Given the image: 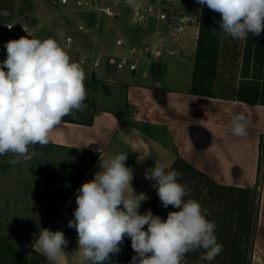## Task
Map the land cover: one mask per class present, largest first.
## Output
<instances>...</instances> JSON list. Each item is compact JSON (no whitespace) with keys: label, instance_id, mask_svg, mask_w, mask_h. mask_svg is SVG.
Wrapping results in <instances>:
<instances>
[{"label":"clouds","instance_id":"clouds-1","mask_svg":"<svg viewBox=\"0 0 264 264\" xmlns=\"http://www.w3.org/2000/svg\"><path fill=\"white\" fill-rule=\"evenodd\" d=\"M137 9L142 0H125ZM219 13L220 36L246 41L250 34L264 33V0H196ZM0 15H9L4 10ZM58 34L62 36V33ZM6 59L0 62V156L10 154L12 165L28 162L35 155L30 148L50 142L51 132L63 118L83 112L88 90L87 75L58 39H11L4 45ZM250 121L244 112L231 116V132L244 137ZM127 153L101 158L100 171L76 190L74 218L68 227L77 233L78 253L90 264H110V254L121 251L124 238L131 239L130 264H187L188 254L202 250L197 264H211L222 251L216 236V222L207 210L190 197V189L179 182L181 174L166 163L145 171L164 208L172 206L167 218L151 209L139 212L144 199L131 187L133 170L126 166ZM130 188L132 196H126ZM146 226V230H145ZM68 240L62 231L41 229L34 250L49 264H60Z\"/></svg>","mask_w":264,"mask_h":264},{"label":"crops","instance_id":"crops-1","mask_svg":"<svg viewBox=\"0 0 264 264\" xmlns=\"http://www.w3.org/2000/svg\"><path fill=\"white\" fill-rule=\"evenodd\" d=\"M196 3L189 9L202 14L203 6L200 5L197 9ZM117 12L118 16L112 19L117 29L115 40L103 41L100 21V29L86 35L79 32L76 35V26L73 27L74 31L71 32L74 34L69 33L65 37L62 47L65 48L68 36L74 37L80 48L95 46L104 51L113 50L118 38L123 39L124 49L147 42L159 48L166 47L169 30H166L164 23L150 21L139 28L134 26L128 6L118 7ZM77 22L78 17H75V23ZM130 34L134 36L131 37ZM199 35L200 24L181 35L177 41L170 40L168 48L176 51L174 55H166L157 62H147L145 59L140 62L148 66L166 64L169 57H172L173 66L177 63V66L190 67L191 75L187 77L181 76V70L173 69L177 74L176 79L181 80V83L175 81L173 85L164 87L157 74H150L147 69L139 72L138 68L136 72H129L127 75L108 73L102 67L96 72L95 80H85L88 83L99 82L98 90L94 93L95 108L89 118L93 122L87 124L89 120L77 123L62 121L51 132L50 142L44 147L81 156L87 164L84 169H88L77 186L74 187V182L80 176L73 181L59 205L61 209L43 228L62 231L68 240L60 264H90V261L84 260L78 253L77 233L74 228L68 227V221L74 218L77 207L76 190L100 171L101 158L127 153L126 166L131 167L134 174L131 187L135 195H140L137 198H146L142 201L139 212L156 191L153 187L156 182L145 179V171L155 167V163H166L172 169L180 158L217 185L242 189L257 187L261 144L264 141V106L192 94L195 58L191 61L185 59L186 53H192L190 51H185L180 57V49L190 47L193 49V57H196ZM81 39L84 43L80 42ZM138 42L141 44L138 45ZM67 51L78 62V52ZM82 68L89 75V69ZM102 102L110 103L112 107L103 106ZM235 112H244L250 121L248 133L244 137L234 136L231 132L230 119ZM94 154L99 156L92 161ZM259 190L261 194L255 218L252 264H264V172ZM125 195L132 196V190L126 189Z\"/></svg>","mask_w":264,"mask_h":264},{"label":"rangeland","instance_id":"rangeland-1","mask_svg":"<svg viewBox=\"0 0 264 264\" xmlns=\"http://www.w3.org/2000/svg\"><path fill=\"white\" fill-rule=\"evenodd\" d=\"M193 4L190 3L187 6L191 7ZM183 5L185 4L178 3V6ZM196 6L197 9L200 8V4L196 3ZM4 10H7L9 15H0V56L7 55L4 48L7 41L26 36L21 33L23 27H26L29 31L33 30L34 34L29 36L30 38L46 39L55 37L63 46L65 37L69 33H73L71 32L74 31L73 27L80 20H89V17L86 16L82 18L80 15L65 13L62 9L48 4L46 0H0V13ZM75 17H78L77 23H75ZM99 20L102 26L101 36L104 38L103 41L115 40L117 29L114 21L105 17H100ZM8 25L13 26L12 31L7 29ZM164 25L166 30H168V24L164 23ZM58 30L59 33H62V36L58 34ZM74 33L79 35L77 30ZM130 36L133 37L134 35L130 34ZM138 36L141 37V35ZM80 42L84 43V40L82 41L81 39ZM245 43L246 41L233 40L227 35L224 38L220 36V59L216 64L213 88L210 90V82L204 83L202 91H211L216 96L230 95L234 92L244 75L242 53L246 48ZM181 49L180 57L185 51H190L192 53H186L185 59L191 61L195 58L196 62L192 48ZM70 57L75 61V57ZM169 59H167L168 62L166 64H151L148 66L147 64L139 63V72L147 69L150 74H155V76L157 74L159 81L161 80L164 87L173 85L175 81H181L176 79L177 74L173 72V69L176 71L181 70V76L187 77L191 75L189 66H177V63H174L176 66H173L171 64L172 57H169ZM254 68L255 66L250 68V77L252 78L258 74L257 71L260 69V67H256L257 71H255ZM118 72V74H129L128 70ZM85 73L88 75L87 70H85ZM139 76L141 75L139 74ZM86 89L88 90V96L85 101L86 109L83 112L77 111L74 115L65 116L63 119L88 121L91 118L94 110L95 95L90 88L86 87ZM101 105L112 107L110 103L106 102H102ZM30 151L35 152L32 159L16 165L9 163L10 154L0 156V242H2L1 239L9 240L16 249L25 254L27 252V255H30L29 251L31 249H34L32 245L35 243L40 230L51 220L52 215L68 192L67 190L71 188L73 181L81 176L87 165L85 159L81 156L72 155L57 148L35 145L30 148ZM179 182L186 184L190 189V197L185 199L193 198L197 200L203 209H208V215L213 214L211 219L207 217L209 220L216 222L217 218H223L235 228L236 220L234 218H236V215L233 211L236 207L235 199L237 195L234 192L215 187L196 173L186 171L181 174ZM260 192V190L257 191L255 213L259 210ZM167 209L168 211L169 209L170 211H177L172 206ZM167 209L158 201L154 207L155 212L153 214L166 219ZM255 233L256 230L254 235ZM254 238L255 236H253V240L251 239L249 244V264H252L251 260L254 254ZM221 239H217L218 243H223L225 248L221 257H225V255L228 257L231 250H228L227 247L231 243V238ZM125 244L126 253L128 256L133 257L135 253L131 248V239L127 238ZM36 260L38 258H35ZM110 264H116V262L110 260ZM187 264L193 263L187 262Z\"/></svg>","mask_w":264,"mask_h":264},{"label":"trees","instance_id":"trees-1","mask_svg":"<svg viewBox=\"0 0 264 264\" xmlns=\"http://www.w3.org/2000/svg\"><path fill=\"white\" fill-rule=\"evenodd\" d=\"M220 19L219 13L212 12L207 8L206 5L203 7L202 18L200 22V35L198 39L197 51H196V62H195V75L193 80L192 94L203 95L221 99L234 100L239 102H244L251 105H263L264 106V33L260 36H252L250 34L249 38L246 40V48L242 53V59L244 64V75L241 81L238 83V87L230 95L216 96L211 91H202V85L208 82L211 83L210 90L213 88V82L216 73V64L220 59V32L219 24L217 21ZM215 65V66H214ZM255 66L260 67L257 71L258 74L255 77H250V68ZM85 86L90 88L93 93H96L99 87L98 81H93L88 83L85 81ZM198 86V87H197ZM95 108V105H93ZM64 122L77 123L80 120L73 119H63ZM93 120H89L87 124H91ZM98 154L93 155V160L98 158ZM172 169H175L180 174L185 171L190 173H196L198 176L205 178L202 174L197 173L191 166L187 165L180 158L175 162ZM88 171L84 169L83 174L74 182V187L79 184L83 175ZM264 172V141L261 144V157L259 161L258 170V182L255 189H242L236 187H225L213 183L208 178L206 181L213 184V186L218 188H223L234 192L237 195L236 207L234 208V213L236 215L235 228L227 223L223 218H217L216 223V236L217 239H227L231 238V243L227 247L231 250L230 256H222V252L225 250L224 244L222 243V251L211 263L215 264H249V244L251 239L253 240L255 232V202L257 197V191L260 188V183L263 178ZM160 201L157 196V192L151 196L145 207L140 211L143 214L146 210L151 209L154 211V207L157 202ZM170 208V206L168 207ZM61 206H58L55 213L52 215L51 220L57 215ZM207 213H208V209ZM167 212H170V209ZM168 214V213H167ZM209 219L213 217V214L207 215ZM235 217V216H234ZM214 219V218H213ZM233 220V218H232ZM47 224V225H48ZM234 228V229H233ZM224 237V238H223ZM128 237L124 238L123 243L120 245L121 251L116 255H111V260L114 262H120L123 264H130L132 257L128 256L126 253V240ZM221 239V240H222ZM224 239V240H225ZM0 242V264H49L46 257L41 255L34 249H31L30 255H27L22 251L16 249L9 240H2ZM201 251V252H200ZM190 253L187 255V262H192L197 264L198 258L202 253V250ZM30 256V257H28ZM35 258L38 260L35 261ZM38 261V262H37ZM207 262H205L206 264Z\"/></svg>","mask_w":264,"mask_h":264},{"label":"built area","instance_id":"built-area-1","mask_svg":"<svg viewBox=\"0 0 264 264\" xmlns=\"http://www.w3.org/2000/svg\"><path fill=\"white\" fill-rule=\"evenodd\" d=\"M46 1L51 6L62 9L65 13L80 15L82 18L89 17V20H80L76 25V30L85 35L94 31L97 32L100 29V17L114 19L118 16V7L128 6L125 0ZM179 2L185 5L178 6ZM190 3H196V0H149L147 2L142 1V6L137 9L128 6L132 22L136 27H143L150 21L168 24L169 37L165 42V48H159L155 44L147 42L141 46H130L124 49L125 43L122 38L116 40L115 48L111 51H104L95 46L80 48L76 45V40L72 36L66 38L65 48L78 52V63L90 71L86 79L89 82L97 78L96 72L102 67L108 73L123 70L136 72L139 63L143 59L147 62H157L166 55H174L176 51L168 48L170 40L177 41L181 35L200 24L202 14L189 9ZM7 29L12 31L13 26L8 25ZM21 33L26 36L34 34L33 30L29 31L26 27L22 28ZM4 59H6V56H0V62Z\"/></svg>","mask_w":264,"mask_h":264},{"label":"bare ground","instance_id":"bare-ground-1","mask_svg":"<svg viewBox=\"0 0 264 264\" xmlns=\"http://www.w3.org/2000/svg\"><path fill=\"white\" fill-rule=\"evenodd\" d=\"M258 259H256V261H257Z\"/></svg>","mask_w":264,"mask_h":264}]
</instances>
